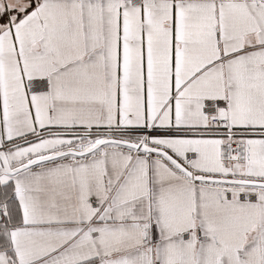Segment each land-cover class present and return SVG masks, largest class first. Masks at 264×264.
Wrapping results in <instances>:
<instances>
[{
  "label": "snow or ice",
  "instance_id": "1",
  "mask_svg": "<svg viewBox=\"0 0 264 264\" xmlns=\"http://www.w3.org/2000/svg\"><path fill=\"white\" fill-rule=\"evenodd\" d=\"M0 264H264V0H0Z\"/></svg>",
  "mask_w": 264,
  "mask_h": 264
}]
</instances>
